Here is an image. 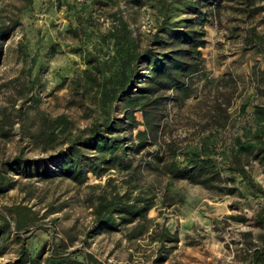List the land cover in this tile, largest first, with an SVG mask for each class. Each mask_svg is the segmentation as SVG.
<instances>
[{"label":"trees","instance_id":"trees-1","mask_svg":"<svg viewBox=\"0 0 264 264\" xmlns=\"http://www.w3.org/2000/svg\"><path fill=\"white\" fill-rule=\"evenodd\" d=\"M0 8V61L3 43L20 26V14L32 0H2ZM209 0H126L128 7L145 4L157 14L154 32L144 43L135 36L120 8L109 15V27L97 31V42L79 50L82 71L64 79L63 111L52 115L41 95V79L32 74L36 54L26 69L0 82V142L15 143V152L0 161V197L20 186L26 199L34 196L32 180L52 184L67 181L82 187L89 176L102 178L114 170L119 179L107 177L104 185L90 187L85 205L92 226L85 237L125 233L127 241L148 234L158 244L153 264H162L178 243L176 234L152 226L148 212L156 205V191L163 190V205L173 206L168 187L178 182L200 186L217 197L235 190L237 182L250 196L264 197V188L246 169L257 163L264 174V104L253 107L261 125L241 133L233 141L230 163L218 161L213 153V135L200 140L199 147L184 149L171 136L163 139L164 120L170 102L184 101L193 91V76L203 72L204 33L197 26L200 8ZM246 19L263 11L264 0H233ZM99 2V1H98ZM220 2V1H218ZM107 5L111 2L107 0ZM201 26V23L200 25ZM67 32L77 36L78 29ZM246 46L264 55V36L255 27L246 30ZM53 45H50L52 48ZM257 97H264V71L252 67ZM172 96H169V93ZM56 103L58 97L48 95ZM105 104L103 118L92 115L98 100ZM229 101L217 97L208 116L218 128L230 120ZM141 115L142 121L135 114ZM78 114V117H75ZM222 120V123H220ZM79 122L85 123L83 127ZM17 126V127H16ZM165 134V133H164ZM157 145V149H151ZM38 153L42 156H29ZM245 159V160H244ZM227 175H224L225 173ZM231 186V187H230ZM181 202V201H180ZM67 203H49L42 218L59 213ZM0 215V258L13 246L17 257L12 264H93L92 256L78 249L69 251L76 239L31 254L23 234L31 228L30 218L38 213L22 204L11 205ZM251 222L261 229L257 243L244 234L243 264H264V207L251 209Z\"/></svg>","mask_w":264,"mask_h":264},{"label":"rangeland","instance_id":"rangeland-1","mask_svg":"<svg viewBox=\"0 0 264 264\" xmlns=\"http://www.w3.org/2000/svg\"><path fill=\"white\" fill-rule=\"evenodd\" d=\"M109 1L111 5L106 4L107 0H32L20 14V26L3 43L0 82L17 76L36 54L32 74L40 75L45 106L54 116L61 113L66 90L60 84L85 68L76 49L89 50L97 42L98 29L103 32L109 27V15L114 9L122 10L134 35L140 36L144 43L155 30L157 14L148 4L128 7L126 0ZM3 5L0 0V8ZM260 6L263 11L252 19H246L233 0H209L200 8L196 18L199 25L201 23L197 26L204 33L203 72L193 76V91L188 99L168 104L164 140L171 136L180 147L189 149L199 147L201 138L212 133L213 153L218 161L230 163L233 141L255 125H261L253 107L264 104V97H257L252 67L258 65L260 71H264V55L244 42L249 27H255L264 36V3ZM69 29H78L77 36L67 32ZM52 92L58 97L56 103L48 96ZM217 97L224 105L229 101L230 120L223 128L216 127L208 116ZM104 108L105 104L99 99L92 115L102 119ZM135 116L142 121L139 113ZM79 125L83 127L85 123L79 122ZM15 149L14 142H0V161L13 155ZM151 149H157V145ZM246 169L264 188L262 168L249 161ZM107 177L119 179V174L112 170L102 178L89 176L82 187L59 180L52 184L23 180L21 184L30 183L34 187L33 198L26 199L25 191L18 186L0 197V215L7 216L6 209L15 204L27 205L38 213V219L30 218L31 228L23 234L31 254L42 248L49 253L68 235L76 239L68 250L78 249L92 256L93 264H153L158 244L152 242L148 234L139 240L127 241L125 233L129 228H122L117 233L85 237L92 226L85 195L90 187L104 185ZM238 181L239 177L232 186L235 189L232 193L221 197L200 186L175 183L168 187L175 203L169 208L163 205L164 189L156 191V205L147 217L153 221V227L161 226L178 237V243L162 264H243L244 234H251L253 242L257 243L261 233L251 222V209L264 207V197L248 195ZM49 203H67L68 207L42 218ZM16 251L17 246L13 245L0 258V264H12Z\"/></svg>","mask_w":264,"mask_h":264}]
</instances>
